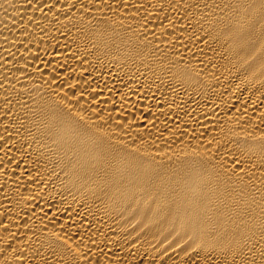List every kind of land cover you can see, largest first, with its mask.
Instances as JSON below:
<instances>
[{
    "label": "bare ground",
    "instance_id": "1",
    "mask_svg": "<svg viewBox=\"0 0 264 264\" xmlns=\"http://www.w3.org/2000/svg\"><path fill=\"white\" fill-rule=\"evenodd\" d=\"M0 264H264V0H0Z\"/></svg>",
    "mask_w": 264,
    "mask_h": 264
}]
</instances>
